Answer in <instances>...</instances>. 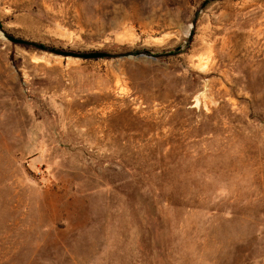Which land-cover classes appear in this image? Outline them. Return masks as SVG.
<instances>
[{
    "label": "rangeland",
    "instance_id": "374dc122",
    "mask_svg": "<svg viewBox=\"0 0 264 264\" xmlns=\"http://www.w3.org/2000/svg\"><path fill=\"white\" fill-rule=\"evenodd\" d=\"M0 23L110 53L0 33V264H264V0H0Z\"/></svg>",
    "mask_w": 264,
    "mask_h": 264
},
{
    "label": "water",
    "instance_id": "95a60500",
    "mask_svg": "<svg viewBox=\"0 0 264 264\" xmlns=\"http://www.w3.org/2000/svg\"><path fill=\"white\" fill-rule=\"evenodd\" d=\"M194 24H195V22H193V25ZM0 32H2L3 36L6 37L9 41H11L13 43H19V44H24V45H28V46H34V47H37L41 50H48L50 52H53L55 54L62 55L65 57L81 58V59H85V60L110 57V53L105 52V51L80 52V51H75V50L56 49V48H52V47H47L43 44H38V43H35L32 41H28V40H25L22 38H17V37H14V36L8 34L3 29L1 23H0ZM125 55H131V54L128 53Z\"/></svg>",
    "mask_w": 264,
    "mask_h": 264
},
{
    "label": "bare ground",
    "instance_id": "6f19581e",
    "mask_svg": "<svg viewBox=\"0 0 264 264\" xmlns=\"http://www.w3.org/2000/svg\"><path fill=\"white\" fill-rule=\"evenodd\" d=\"M0 33H2V32H0Z\"/></svg>",
    "mask_w": 264,
    "mask_h": 264
}]
</instances>
